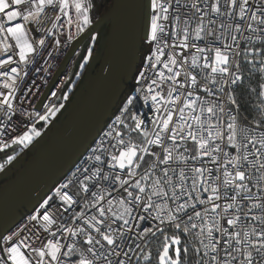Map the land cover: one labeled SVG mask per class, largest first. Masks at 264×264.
Masks as SVG:
<instances>
[{"label":"snow or ice","instance_id":"obj_1","mask_svg":"<svg viewBox=\"0 0 264 264\" xmlns=\"http://www.w3.org/2000/svg\"><path fill=\"white\" fill-rule=\"evenodd\" d=\"M132 6L109 114L58 184L0 219V264H264V0ZM97 7L0 0V172L65 109L71 89L42 114L23 102L53 50L98 41Z\"/></svg>","mask_w":264,"mask_h":264},{"label":"water","instance_id":"obj_2","mask_svg":"<svg viewBox=\"0 0 264 264\" xmlns=\"http://www.w3.org/2000/svg\"><path fill=\"white\" fill-rule=\"evenodd\" d=\"M134 0H110L109 8L95 19L94 32L108 23V35L102 57L94 76L78 103L64 123L49 133L46 141L27 157L22 167L0 186V219L14 220L31 208L36 198L58 184L100 129L120 89V75L124 68L129 44L134 40L138 10ZM81 43L72 45L63 57L49 85L43 92L37 110L55 89L65 67L72 62ZM109 64L113 71L106 69ZM65 72V73H64Z\"/></svg>","mask_w":264,"mask_h":264},{"label":"rangeland","instance_id":"obj_3","mask_svg":"<svg viewBox=\"0 0 264 264\" xmlns=\"http://www.w3.org/2000/svg\"><path fill=\"white\" fill-rule=\"evenodd\" d=\"M108 1L109 0H103V3L108 4ZM101 2H102V0H97L98 7L94 10L93 14H95L97 12V9L100 8ZM108 28H109L108 23H104L95 31L96 33L99 34V38H98L97 42L89 43L88 41H84L81 44V46H80L79 50L77 51L75 57L73 58L72 62L70 63L68 72L65 74L64 80L62 81L61 85L59 86V89L57 90V97H54L52 99L49 106H51V104H57V100L61 96V94L63 92H69V89H71V91L69 92L70 99L67 102H64L62 100L60 101V102L66 103V107H65V109H63L61 111V113H59L57 115V117L50 118L52 120V123L50 124L49 127L44 128L43 122L38 121L40 128L43 129V135L41 137L37 138V140L33 143V145H31L32 147L34 146L33 148L31 147L32 150L46 141L51 130L60 127L64 123V121L69 116V113L71 112L73 107L78 103L79 99L81 98L83 93L88 88V85L90 84V82L94 76V73L96 71L95 67L99 63V61L102 57V53H103V50H104V47L106 44V40H107ZM85 44H89V46L94 47V53H93L92 58H90L89 61L87 62V65L84 68V71L81 74V78L78 81V83L76 84V87H73L71 85V83H72V81L74 82L75 79L77 78L75 73L81 72L83 70L79 67V63L83 62L81 54H83V55L87 54L86 48L84 47ZM57 106H58V104H57ZM42 113H43V111L40 112V114H42ZM26 128L24 130H26ZM24 130H22L19 134H22V132ZM32 150L31 151L25 150L26 157L21 155V157H18V159L16 161H14L12 165L8 166V170H6L4 172H0V180L4 179L6 176L9 177V176L13 175L16 170L18 171V168H20V166L24 163L25 159L30 156L29 153L32 152ZM5 151H7V154H9V155L14 154L11 150H5ZM16 151H19V148H16ZM0 155H3V154L0 153ZM1 161L2 160H0V162Z\"/></svg>","mask_w":264,"mask_h":264},{"label":"built area","instance_id":"obj_4","mask_svg":"<svg viewBox=\"0 0 264 264\" xmlns=\"http://www.w3.org/2000/svg\"><path fill=\"white\" fill-rule=\"evenodd\" d=\"M66 31V30H65ZM74 31V29H73ZM63 50H53V58L48 59L46 63H44V67L48 69L47 72L41 73L40 75H38L36 77V81H37V88L33 89V95L36 97L35 99H32L31 97L24 101L23 103L25 104V107L28 108V111H32V112H38L39 110L36 109V104L37 102L40 100L43 92L45 91V89L47 88V86L50 83V79L53 77V75L55 74L57 68L60 66L64 55L66 54V52L68 51L69 46H67V48H64V46H61ZM71 63V62H70ZM70 64H68L65 67V70L68 71ZM65 73V72H64ZM62 79V81L64 80V76L60 77ZM62 81H60V84L62 83ZM59 83V82H58ZM60 84L55 86V89L52 92H57V90L59 89ZM52 92L49 94V96L46 98V100L43 102V106L45 107L46 105L49 106L52 99L54 98L52 96ZM31 105V107H28V105ZM40 114V113H39ZM25 121L26 123L21 124L18 126L17 130L12 132V135H16L19 134L22 130H24L27 127V117H25ZM5 138H8V133H5ZM60 182V181H59ZM58 182V183H59ZM51 194V193H49Z\"/></svg>","mask_w":264,"mask_h":264},{"label":"trees","instance_id":"obj_5","mask_svg":"<svg viewBox=\"0 0 264 264\" xmlns=\"http://www.w3.org/2000/svg\"><path fill=\"white\" fill-rule=\"evenodd\" d=\"M109 6H110V0L108 1V4H104L103 3V0H102L100 8L97 9V12L95 14H93V19L95 20L97 17H99L100 15H102L109 8ZM86 65H87V63H86ZM97 66H98V64L96 65L95 70L97 69ZM83 71H84V69L80 73L82 74ZM80 78H81V75H80V77H77L74 82L72 81L71 85L73 86V83H75V85H76L78 83V81L80 80ZM34 150L35 149H33L32 152H30L29 154L32 155L33 152H34ZM1 162H3V161H1ZM15 172H17V170Z\"/></svg>","mask_w":264,"mask_h":264},{"label":"crops","instance_id":"obj_6","mask_svg":"<svg viewBox=\"0 0 264 264\" xmlns=\"http://www.w3.org/2000/svg\"><path fill=\"white\" fill-rule=\"evenodd\" d=\"M31 147H32V146H30V151L32 150V148H33L34 146H33L32 148H31ZM37 147H38V146H37ZM37 147H36V148H37ZM36 148H35V149H36ZM22 155H23L24 157H26V154H22ZM22 165H23V164H22ZM22 165L20 166V168L22 167ZM20 168H18V170H19ZM11 176H12V175H11ZM11 176H9V177L6 176L4 179H1V180H0V186H1L2 182H3V180L6 181V180L10 179Z\"/></svg>","mask_w":264,"mask_h":264},{"label":"bare ground","instance_id":"obj_7","mask_svg":"<svg viewBox=\"0 0 264 264\" xmlns=\"http://www.w3.org/2000/svg\"><path fill=\"white\" fill-rule=\"evenodd\" d=\"M51 80H52V78L50 79V81H51ZM60 81H62L61 78H59V80H58L59 83H57L56 85L60 84ZM60 85H61V84H60ZM37 105H38V102H37V104H36V107H37ZM44 108H45V107L43 106V103H42V105H41V107H40V110H39V113L42 112V111L44 110Z\"/></svg>","mask_w":264,"mask_h":264}]
</instances>
